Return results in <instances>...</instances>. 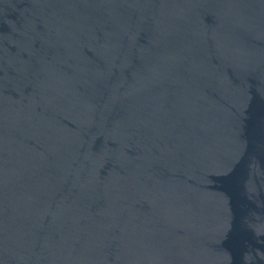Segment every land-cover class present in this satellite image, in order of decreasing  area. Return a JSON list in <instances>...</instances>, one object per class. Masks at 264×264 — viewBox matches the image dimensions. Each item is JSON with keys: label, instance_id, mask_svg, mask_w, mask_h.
<instances>
[{"label": "water", "instance_id": "1", "mask_svg": "<svg viewBox=\"0 0 264 264\" xmlns=\"http://www.w3.org/2000/svg\"><path fill=\"white\" fill-rule=\"evenodd\" d=\"M0 264H264V0H0Z\"/></svg>", "mask_w": 264, "mask_h": 264}]
</instances>
